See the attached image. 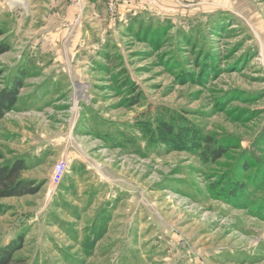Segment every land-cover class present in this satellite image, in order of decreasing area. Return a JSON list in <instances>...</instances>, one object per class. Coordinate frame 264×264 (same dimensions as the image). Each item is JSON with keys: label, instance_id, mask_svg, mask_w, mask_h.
Here are the masks:
<instances>
[{"label": "rangeland", "instance_id": "rangeland-1", "mask_svg": "<svg viewBox=\"0 0 264 264\" xmlns=\"http://www.w3.org/2000/svg\"><path fill=\"white\" fill-rule=\"evenodd\" d=\"M7 1L0 167L39 186L0 198L10 264H264V0Z\"/></svg>", "mask_w": 264, "mask_h": 264}, {"label": "trees", "instance_id": "trees-1", "mask_svg": "<svg viewBox=\"0 0 264 264\" xmlns=\"http://www.w3.org/2000/svg\"><path fill=\"white\" fill-rule=\"evenodd\" d=\"M3 34L0 28V36ZM9 50V45L5 42H0V53ZM17 87L12 86L0 91V119L4 114L10 111L17 99ZM220 152H215L214 149L207 152V155H219ZM24 163L17 160L11 164L0 167V198L23 196L33 194L38 191L39 186L29 179L21 178L20 173L24 169ZM20 241L12 242L0 250V264H10L12 261L13 252L18 249Z\"/></svg>", "mask_w": 264, "mask_h": 264}, {"label": "crops", "instance_id": "crops-1", "mask_svg": "<svg viewBox=\"0 0 264 264\" xmlns=\"http://www.w3.org/2000/svg\"><path fill=\"white\" fill-rule=\"evenodd\" d=\"M24 2H25V5H23V7L25 8L24 16L27 18H30L29 20L30 23H33L36 16H38L39 18L41 17L42 19V17H44L45 15V13H43V10L45 11L46 9H49L52 11V15L55 18V20L58 19L59 16H61L65 10L71 14H73V12L75 11L73 8H70L68 5L66 6L64 3V0H25ZM83 3H85V0L83 1ZM95 4H92L93 6L92 5L91 6L94 7ZM23 7H22V0H8L7 1V8L9 11L12 10L15 12L16 9H19V8L21 9ZM37 10L39 12H36Z\"/></svg>", "mask_w": 264, "mask_h": 264}, {"label": "built area", "instance_id": "built-area-1", "mask_svg": "<svg viewBox=\"0 0 264 264\" xmlns=\"http://www.w3.org/2000/svg\"><path fill=\"white\" fill-rule=\"evenodd\" d=\"M73 2H77L78 0H72ZM115 0H109L110 3ZM67 169V162L64 160H58L53 164L52 174H51V182L57 184L62 179L64 173Z\"/></svg>", "mask_w": 264, "mask_h": 264}]
</instances>
